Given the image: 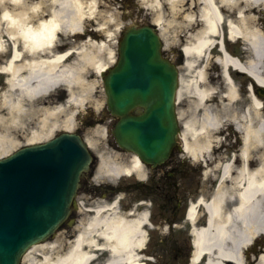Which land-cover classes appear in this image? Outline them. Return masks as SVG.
Returning a JSON list of instances; mask_svg holds the SVG:
<instances>
[{"label":"bare ground","instance_id":"bare-ground-1","mask_svg":"<svg viewBox=\"0 0 264 264\" xmlns=\"http://www.w3.org/2000/svg\"><path fill=\"white\" fill-rule=\"evenodd\" d=\"M148 1L152 21L166 42L163 3ZM97 4L98 0H0V73L5 83L0 93V157L16 145L15 130L25 131L28 143L45 141L58 129L72 130L78 112L93 102L91 90L115 58L110 14L98 12ZM165 4L175 28L172 43L182 42L184 65L193 71L190 79L178 78L177 98L186 84L193 100L191 118L182 120L185 152L195 159L210 155L211 137L227 124L241 140L235 157L222 167L211 197L197 205L206 218L192 226L191 264H199V258L203 264H264V248L249 245L264 235V105L256 93L257 85L264 86V0ZM94 20L98 32L88 29ZM224 24L230 42L246 44L244 60L226 52L212 60L209 51L214 45L222 47L216 38ZM214 67L219 73H213ZM235 70L248 77L236 84L231 76ZM84 135L91 146V136ZM132 161L137 163L135 157ZM190 207L193 221L195 206ZM142 218L100 213L93 218L104 222L101 232L115 243L110 261L141 264L135 250L142 242ZM83 239L82 233L61 252L59 238L34 246L23 256V264H87L92 254L80 249Z\"/></svg>","mask_w":264,"mask_h":264},{"label":"water","instance_id":"water-1","mask_svg":"<svg viewBox=\"0 0 264 264\" xmlns=\"http://www.w3.org/2000/svg\"><path fill=\"white\" fill-rule=\"evenodd\" d=\"M121 38L119 61L103 78L108 109L120 116L113 134L142 161L161 160L177 135V69L161 56L152 27H129ZM136 107L141 114L129 113ZM90 160L85 143L69 132L0 159V264H18L29 244L45 239L67 217Z\"/></svg>","mask_w":264,"mask_h":264},{"label":"flooded vegetation","instance_id":"flooded-vegetation-1","mask_svg":"<svg viewBox=\"0 0 264 264\" xmlns=\"http://www.w3.org/2000/svg\"><path fill=\"white\" fill-rule=\"evenodd\" d=\"M111 139H106V146L111 147ZM211 156L204 160H193L178 151L154 165L129 167L127 175L111 178L105 175L103 168L92 165L82 178L77 203L74 209V224L69 228L62 224L60 231L71 237L84 234L81 250L90 251L94 260L90 264H105L109 259V249L115 243L102 233L103 221L92 218L103 211L108 214L132 217L144 215L140 225L143 230L144 256L151 254L155 264H170L164 254L172 248V257L176 263L185 262L191 252V222L187 219L189 202H196L200 196L208 198L215 187L214 178L220 174V166L230 156L228 147L215 148ZM124 166H130L129 159L121 156ZM200 213V212H199ZM199 213L197 216H199ZM200 217L196 224L202 223ZM90 228L89 232L86 229ZM147 261H144L146 264ZM125 264V263H115Z\"/></svg>","mask_w":264,"mask_h":264},{"label":"rangeland","instance_id":"rangeland-1","mask_svg":"<svg viewBox=\"0 0 264 264\" xmlns=\"http://www.w3.org/2000/svg\"><path fill=\"white\" fill-rule=\"evenodd\" d=\"M33 1H37V0H33ZM163 3V6L161 8V15H162V21H161V26L164 28L165 30V34L164 37H166V42L163 40V43L165 44V47L167 48L165 50V54L168 57H172L170 56L172 52V48L173 50H176V44L172 43V38H173V33H174V27L171 25V18L172 15L170 13V11L168 10L167 4H165V0H161ZM101 2V8H103L104 6L107 7L106 12L108 14H110V19H109V27L111 30L115 31L114 34V38L112 40V44L116 45V37L119 36V30L120 28H122L121 26H124L123 28H125L126 26L130 25V24H143V23H147L148 22V16L147 14H151L152 15V9H151V5L149 4L150 2L148 0H141L140 4L144 6V4L146 3L148 6H144V7H140L138 5V3H135L133 0H124V2L122 3V6H118L119 4V0H106L103 2ZM122 8V9H120ZM103 12V10H102ZM99 15V14H98ZM264 19V18H263ZM119 28V29H118ZM115 39V40H114ZM227 45L228 50L231 52V54L233 55H237L240 52V46L239 44H233L231 42H226L225 43ZM217 52L216 49H213V53ZM212 53V54H213ZM212 54H210V56L212 57ZM195 59V58H194ZM213 60V58H212ZM197 61V60H196ZM179 76H181L183 79H190V75L193 73V71L189 68L186 67L183 63H179ZM219 73V67H214L213 69V73ZM232 76L234 77L235 83L239 84L240 81L242 80L243 77H248L245 76L243 74H240L239 72H231ZM219 77V76H218ZM219 81L221 82V86H223L222 84V78L219 77ZM3 82V78L2 76H0V93L2 91H4L5 86ZM183 92L181 94L180 97V103H179V110L182 112V120L185 119H190L192 116V110L190 107V104L193 100H191V94L189 92L188 87H186V84H183ZM91 93L93 94V102H89L87 103V106L84 107L83 109H81L78 112V116L77 119L74 122V127H76L77 125H83L85 123L91 122L94 115H96V113L101 109L102 104H103V90H102V82L100 79L96 80V84L94 85V88H92ZM262 98V101L264 103V94L260 96ZM80 121L82 123H80ZM102 126L99 125V127L95 128L94 125L92 124H88V127L84 129L83 134H89L91 136V143L92 146H98L100 149L103 150V148H105L102 144V133H103V129L101 128ZM27 128H29V126H27ZM75 128H73L72 130H74ZM60 129L56 130L55 132H53L50 136H53L56 134L57 131H59ZM15 139H17V143L14 146V148H12L9 153L13 152L14 149L24 146L26 144V140L23 139V135L24 133H26L23 130H15ZM49 136V137H50ZM85 136V135H84ZM189 141H191V138L189 139ZM100 149H98V151H100ZM104 155H107V150L106 153H104ZM262 241H264V237L262 239ZM174 252V251H172Z\"/></svg>","mask_w":264,"mask_h":264}]
</instances>
